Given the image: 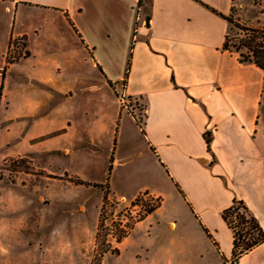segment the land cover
<instances>
[{"label": "crops", "instance_id": "0c3cea01", "mask_svg": "<svg viewBox=\"0 0 264 264\" xmlns=\"http://www.w3.org/2000/svg\"><path fill=\"white\" fill-rule=\"evenodd\" d=\"M234 3L0 0V103L12 117L37 116L28 140L52 133V151L69 154L76 139L65 138L77 130L72 100L78 80L100 71L105 84L107 79L120 84L111 90L116 97L115 90L121 92L130 110L120 107L107 115L111 123L96 133L87 124L81 131L101 136L119 120V142L123 136L124 146L135 134L164 182L163 189L144 185L122 191L113 184L115 173L137 153L115 161L106 182L108 198L125 203L142 190L160 198L115 244L117 259L129 250L128 264H264V241L233 260L232 230L222 218V210L240 199L264 231V70L222 48L232 31L224 16ZM254 21L264 25V14ZM15 38L25 42L28 55L7 63ZM19 61L20 81L51 85L58 95L50 117L40 116V94L16 91L9 98L7 81ZM58 76L66 78L63 84ZM110 255L106 252L100 264H113Z\"/></svg>", "mask_w": 264, "mask_h": 264}, {"label": "rangeland", "instance_id": "374dc122", "mask_svg": "<svg viewBox=\"0 0 264 264\" xmlns=\"http://www.w3.org/2000/svg\"><path fill=\"white\" fill-rule=\"evenodd\" d=\"M230 14L238 24L230 32V38L236 44L250 34L244 28L264 30V25L254 21L264 14V0H235ZM255 36L254 42L264 45L262 33ZM23 49L18 44L12 53L16 54L18 50L22 52ZM241 50L247 51L245 47H241ZM78 64L84 62L81 60ZM21 65L19 61L15 75H11L7 81L9 98L16 91L40 94V116L50 117L58 106V95L51 85L36 88L28 84L30 82L25 78L20 81ZM104 76L100 71L87 72L85 78L78 80V94L72 100L75 111L72 117L77 130L74 136L67 134L65 138H75L76 143L67 155L52 151L55 137L52 133L28 140L27 134L36 124L37 116L12 117L6 103L1 101L0 264H100L102 256L114 251L116 242L124 234L113 220L119 207L111 204L108 197L104 202L103 199L100 201L103 194L96 191H104V185L85 186L75 183L73 179L96 184L111 181L115 161L124 154L137 153L133 162L116 171L113 180L115 187L122 191L144 185L164 188L161 174L153 166L149 154L141 148L136 135L131 134L124 146L123 136L119 142V120L109 125L108 132L101 136L89 137L81 131L83 124H87L96 133L111 123L107 115H112L120 107L124 113L130 108L120 91L115 90L117 98L111 90V87H120V84L114 85L108 79V84H105ZM57 78L59 84L66 79L64 76ZM84 84L86 86L82 88ZM64 111L61 106L60 112ZM136 119L143 120L142 107L137 110ZM128 121L133 133L132 123ZM7 127L11 129L8 131ZM16 152L22 153L15 155ZM6 157H23V161L17 159L15 165L10 162L7 169H2V160ZM144 191L147 190L140 192ZM125 203L121 202L122 205ZM112 254L109 259L113 260V264H128L129 250L124 251L119 259L116 253Z\"/></svg>", "mask_w": 264, "mask_h": 264}, {"label": "trees", "instance_id": "16d2710c", "mask_svg": "<svg viewBox=\"0 0 264 264\" xmlns=\"http://www.w3.org/2000/svg\"><path fill=\"white\" fill-rule=\"evenodd\" d=\"M228 20V22L231 24V29L234 26L238 27V24L234 21L231 14L224 16ZM245 30L250 31V34L246 36L245 38L240 39L239 43L236 44L235 42H232L230 38V34H227L225 36L222 48L227 49L229 51H234L238 54V60L240 62H252L261 69L264 70V45L261 42H254L256 39L255 34L256 33H262L264 36V30L254 29V28H244ZM12 42V40H11ZM15 44V50L17 49L18 44H21L22 47H25V42L22 41V39L18 38L14 41ZM241 47H245L247 51H242ZM14 50V52H15ZM28 55V51L26 49H23L22 52L18 50L16 51V54L11 53L8 49L7 55H6V61L7 63L13 62L18 60L22 56ZM2 89V83L0 84V92ZM137 121L138 126L142 127V121ZM205 141L207 145H209L210 142V133H205L204 135ZM17 159H19V162L23 161V157L13 158V157H6L2 160V169H7V164L10 162L15 165ZM73 181L77 184H82L85 186H96V187H103L105 186V190L103 191V202L107 199V183L104 184H96V183H89L80 180L79 178H74ZM145 193V192H143ZM143 193H139L135 198L140 199L141 195ZM146 202V210L144 215L152 212L156 207L159 206L160 201L157 203H151L150 201ZM143 217V216H142ZM222 218L228 225V227L232 230L233 235V247H232V256L233 260H237L238 257H240L242 254L246 253L247 251L251 250L258 244L262 243L264 241V231L260 227L258 221L256 218L250 213L248 207L246 204L240 200L234 198L232 200V203L222 210ZM126 233L122 234L119 237L120 241ZM112 253H117V249L114 251H111Z\"/></svg>", "mask_w": 264, "mask_h": 264}, {"label": "built area", "instance_id": "2783aa9c", "mask_svg": "<svg viewBox=\"0 0 264 264\" xmlns=\"http://www.w3.org/2000/svg\"><path fill=\"white\" fill-rule=\"evenodd\" d=\"M18 39L15 38L12 40L11 44H10V54L12 53V51L15 50V44L14 41ZM125 101V100H124ZM111 200L110 203H114V205H116V207H119V209L115 210L114 216H113V220H115L118 224V227L124 231V233H127L128 230L130 229L131 225L139 220L140 218H142V216H144L145 213V208H146V200L150 201L151 203H157L159 202V197L155 196L153 194H150L148 192H145L141 195L140 199H132L131 201L125 203V204H121L120 201L110 198Z\"/></svg>", "mask_w": 264, "mask_h": 264}]
</instances>
